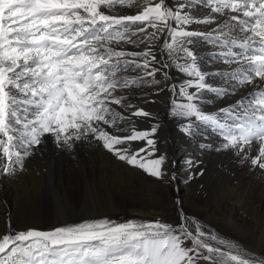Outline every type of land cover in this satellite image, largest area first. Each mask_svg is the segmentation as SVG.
Listing matches in <instances>:
<instances>
[{
    "label": "snow or ice",
    "instance_id": "snow-or-ice-1",
    "mask_svg": "<svg viewBox=\"0 0 264 264\" xmlns=\"http://www.w3.org/2000/svg\"><path fill=\"white\" fill-rule=\"evenodd\" d=\"M197 4L207 12L193 16ZM116 5L137 12L113 14ZM214 23L207 34L189 30ZM197 35L223 46V62L238 65L226 75L227 88L207 83L196 66L188 45ZM161 37L168 62L154 51ZM123 45L144 48L128 51ZM170 67L188 79L168 84ZM257 78L264 82V0H0V174L23 170L48 135L69 150L76 141H99L129 166L160 182L175 181L165 166L167 154L157 146L159 124L138 129L132 121L151 116L124 93L143 85H164L156 94L173 93L171 114L186 121L185 134H192V118L211 124L224 150L264 171V84L214 113L198 104L202 90L225 97ZM179 216L175 225L97 219L15 232L9 220V232L0 237V264H264V255L183 209Z\"/></svg>",
    "mask_w": 264,
    "mask_h": 264
},
{
    "label": "bare ground",
    "instance_id": "bare-ground-1",
    "mask_svg": "<svg viewBox=\"0 0 264 264\" xmlns=\"http://www.w3.org/2000/svg\"><path fill=\"white\" fill-rule=\"evenodd\" d=\"M168 2L171 3V0ZM111 11L117 15L136 14L137 9L116 5ZM206 12L207 9L201 8L199 4L192 8L193 16H201ZM215 27V23L192 24L189 30L207 34ZM163 39L161 37L155 43L154 51L157 52L158 60L168 62L166 52L161 53ZM189 39L192 43L188 47L194 52L196 66L205 74L206 82L215 88H227L226 75L238 65L223 62L226 49L211 43L206 35ZM122 47L128 51H140L144 45L139 48L133 45ZM231 50L239 51L238 48ZM167 71L171 77L168 84L179 85L188 79L174 67ZM127 74L137 75L131 71ZM156 78H161L160 73H157ZM261 84L264 82L257 78L254 85H245L238 88L235 94L225 97H219L214 91L202 90L198 104L206 113H214L235 103L255 85ZM156 87L164 85H143L126 89L124 93L132 104L151 113L148 118L132 117L138 129L159 124L157 146L167 154L165 166L169 176L176 174L175 181L160 182L123 161L121 164L99 141H76L69 150L57 146L54 139L46 135L43 143L26 159L23 170L17 169L11 175L0 174V237L9 232V220L11 227L18 224L22 229L38 230H50L62 223L107 219L108 216H105L108 212L140 216L141 222H162L174 217L178 208L175 202L177 197L180 209L187 215L203 221L216 233L237 242L243 249L264 255V171L253 168L247 161H241L233 151L224 150L222 138L211 124L192 118V134H185L181 128L186 121L171 114L173 93L165 89L156 94ZM113 107L125 116L130 114L120 106ZM198 133L202 135L199 137ZM252 154H255V149ZM173 160L176 161L175 166ZM189 161L195 164L196 170H209L210 173L206 171L209 178L216 177V183L212 184L215 194L205 190L201 182L197 184L199 181L194 176L189 179V172L193 169ZM211 181L205 179L202 185L206 182L207 186L211 185ZM83 185L91 187L89 195L92 198H83ZM63 193L72 194L75 205H78L73 208L74 216L70 218L66 214L68 205H72L71 201L67 200L63 209L59 206L66 198H56ZM46 205L51 211L45 209ZM101 214L105 216L101 217ZM97 215V218L94 217ZM188 243L190 245L191 242ZM200 264L206 262L200 261Z\"/></svg>",
    "mask_w": 264,
    "mask_h": 264
},
{
    "label": "rangeland",
    "instance_id": "rangeland-1",
    "mask_svg": "<svg viewBox=\"0 0 264 264\" xmlns=\"http://www.w3.org/2000/svg\"><path fill=\"white\" fill-rule=\"evenodd\" d=\"M151 111H152V109H150ZM202 135V133H198V136L200 137ZM120 163H121V161H120ZM122 164V163H121ZM202 171H203V175H197V174H195V173H198V172H200V170H196L195 169V167H193V169L190 171V172H192L194 175V179L196 180V181H199L197 184H200V182H201V186H203V187H205L204 189L206 190H208L210 193H212V194H215L213 191H212V188H213V186H212V184H215L216 182H215V179H216V177H214V178H212L214 181H211L212 179L211 178H209V174L208 173H210V171L208 170H206L205 169V171H204V169H202ZM208 173H207V172ZM207 173V174H206ZM208 175V176H207ZM200 176H202V177H200ZM206 176L208 177V178H206ZM210 176H211V174H210ZM204 177V178H203ZM211 177H213V176H211ZM199 178V179H198ZM205 179H207V182L208 181H211L210 183H211V185H206V183L204 184V185H202V183L205 181ZM209 179V180H208ZM215 182V183H214ZM207 186V187H206ZM209 186H212V187H209ZM88 188V189H87ZM210 188H211V190H210ZM84 189V190H83ZM90 189H91V187H89L88 185L86 186V185H83L82 186V194H83V198H87V199H89V198H92V195L90 194L89 195V192H90ZM88 190V191H87ZM55 193V192H54ZM58 193V192H57ZM60 194V193H59ZM65 195V196H64ZM61 196H63L64 198H66V200L65 201H63L62 203H60L61 204V206H59V208H62L63 207V209L65 208V206H66V204H67V200L68 201H71V204L72 205H68V208H69V211H67V214H66V217L67 218H70V217H72V216H74V210H73V208H75V207H77L76 205H75V199L72 197V194H69V193H63L62 195H57L56 196V198H59V197H61ZM85 198V199H86ZM84 199V200H85ZM177 200H179L177 197L175 198V202H176V204L178 205V208L176 209V213H175V215H174V217H172V219L171 218H169V219H167V220H163L162 222H164V223H169V224H173V225H175V224H178L179 223V220H180V216H179V209H180V203L178 204L177 203ZM75 205V206H74ZM72 207V208H71ZM45 209L46 210H48V211H51V208L48 206V205H46V207H45ZM183 212L185 213V211L183 210ZM111 214V215H110ZM186 214V213H185ZM115 215V216H114ZM99 215H97V216H94V217H98ZM101 217L102 216H105V215H100ZM108 216V217H107ZM105 217H107V219L109 218V220L110 221H114V222H117V223H122V222H127V221H137V222H141V218H140V216H133V215H116V214H114V213H110V212H108V213H106V216ZM95 219V218H94ZM11 230L13 231V232H15V231H25V230H28V229H22L18 224H14L12 227H11Z\"/></svg>",
    "mask_w": 264,
    "mask_h": 264
}]
</instances>
